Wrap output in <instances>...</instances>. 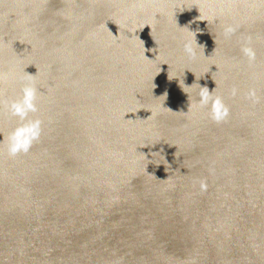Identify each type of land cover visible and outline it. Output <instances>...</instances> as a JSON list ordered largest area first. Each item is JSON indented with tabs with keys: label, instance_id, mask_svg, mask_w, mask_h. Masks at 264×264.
<instances>
[{
	"label": "water",
	"instance_id": "95a60500",
	"mask_svg": "<svg viewBox=\"0 0 264 264\" xmlns=\"http://www.w3.org/2000/svg\"><path fill=\"white\" fill-rule=\"evenodd\" d=\"M0 72V264H264V0H0Z\"/></svg>",
	"mask_w": 264,
	"mask_h": 264
},
{
	"label": "clouds",
	"instance_id": "9594fccd",
	"mask_svg": "<svg viewBox=\"0 0 264 264\" xmlns=\"http://www.w3.org/2000/svg\"><path fill=\"white\" fill-rule=\"evenodd\" d=\"M234 31L235 29L233 27L228 26L225 29V34H231ZM184 48L190 56H194L196 54V48L193 46L191 40L185 41ZM242 51L250 61L254 60L255 53L250 47H244ZM29 76V82L22 84L20 93L17 95V97L8 101L6 104L9 113L14 117H18L20 121L17 126L11 132H9L8 136L3 138V140L6 139L7 141V151L11 156H16L22 152L27 153L30 150L33 142L39 139L42 130V121L40 119L29 118L30 113H36L38 111V90L34 79H31V77H34L35 75L29 74ZM15 79L16 77L13 72H0V84L8 81H14ZM214 91L210 92L206 86L201 87V91L198 94V99L192 104H189L188 111H191L192 107L196 105H210L211 118L216 122L225 120L229 115V109L224 104L221 96L213 95ZM236 91L237 90L234 88L233 95L236 94ZM251 94L254 95V92ZM163 96L166 98L167 93H165ZM0 103H3V101L0 100ZM3 140L0 141V143H2Z\"/></svg>",
	"mask_w": 264,
	"mask_h": 264
},
{
	"label": "bare ground",
	"instance_id": "6f19581e",
	"mask_svg": "<svg viewBox=\"0 0 264 264\" xmlns=\"http://www.w3.org/2000/svg\"><path fill=\"white\" fill-rule=\"evenodd\" d=\"M250 161H259V160H257V156L255 155L252 157V159ZM123 176H124V178L127 177L124 173H123Z\"/></svg>",
	"mask_w": 264,
	"mask_h": 264
}]
</instances>
